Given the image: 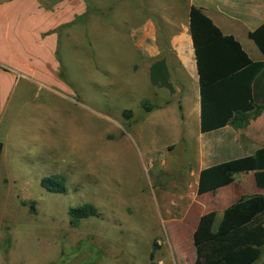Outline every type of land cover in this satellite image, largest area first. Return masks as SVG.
<instances>
[{
	"label": "rangeland",
	"instance_id": "rangeland-1",
	"mask_svg": "<svg viewBox=\"0 0 264 264\" xmlns=\"http://www.w3.org/2000/svg\"><path fill=\"white\" fill-rule=\"evenodd\" d=\"M87 1L86 25L66 36L68 49L59 52L62 77L71 90L62 91L59 84V96L29 86L26 100L13 101L2 125L4 130L14 127L21 154L12 156L9 167L19 180L0 186V206H6L0 216L6 222H0V264H193V230L200 217L211 211L221 215L240 197L264 190L249 173L237 175L214 194L198 196L199 160L205 157L204 166L222 161L225 134L201 136L183 112L176 117L182 130L151 123L155 112L147 121L134 84L141 66L138 41L144 36L134 28L137 0ZM180 31L157 30L155 36L167 46ZM186 38L185 30L183 43ZM186 72L185 83L180 74L173 81L183 111L193 77ZM125 110L131 112L127 117ZM41 118H48V130L38 128ZM42 177L57 178L65 192L45 190ZM85 204L94 205L99 215L75 226L69 210ZM10 236L12 259L7 253ZM58 237L64 240L62 257ZM155 244L159 248L152 258ZM263 261L264 249L257 264Z\"/></svg>",
	"mask_w": 264,
	"mask_h": 264
},
{
	"label": "crops",
	"instance_id": "crops-1",
	"mask_svg": "<svg viewBox=\"0 0 264 264\" xmlns=\"http://www.w3.org/2000/svg\"><path fill=\"white\" fill-rule=\"evenodd\" d=\"M193 6L201 9L224 35L234 37L254 62H264L263 53L249 37L251 32L264 24V0H137L138 22L134 28L144 31V36L138 41L137 57L141 66L138 80L134 83L137 95L141 99L142 107V102L147 100L153 108L147 112L143 107L148 114L147 121L149 114L155 112L151 123H164L166 126L170 125L173 130H182V124L179 125L176 120L179 112L185 113V121L189 117V124L193 123L201 130L200 78L190 31V11ZM121 10L123 17H127L128 12L124 8ZM87 11V0H0V141L4 144L0 159V186L11 187L19 180L16 174L9 173L12 156L21 154L14 139L17 133L16 131L15 134L13 133L12 125L10 129H2L12 109V103L19 99L25 101V91L29 86H39L42 90L47 88L48 92L52 89L54 93L56 92L55 94L59 93L60 95L57 94L59 96H62V93L57 85H62L64 88V90L60 89L62 91L71 90L66 79L62 77L63 60L59 52L62 49H68L65 42L66 36L71 35L75 30L82 29V24L86 22ZM80 20L84 21L80 23ZM86 30H89L88 26ZM157 30L181 31L179 34L175 33L169 45L165 46L157 42L155 36ZM185 30L189 32V40L186 38L183 43L181 35ZM146 34L149 37V43H146ZM88 46L89 44H86V47ZM172 59H175V64ZM91 62L90 58L89 64ZM152 68L157 73L159 69H163L161 73L168 77L170 87L161 86L162 81L158 84L152 82ZM93 70L94 73L97 72L96 67ZM186 70L191 72L193 77L189 78V89L187 90L189 100L186 103V110L183 111L182 102L178 99L180 90L173 81L177 79V74H180L182 82L185 83L188 77ZM254 98L258 105H264V72L254 85ZM37 121H41L38 123V128L48 130V128L44 129V124L45 126L48 124V118L45 122L43 118ZM14 122L15 120L12 124ZM23 130H25L24 126L21 127V132ZM221 132L225 134L220 144L223 159L218 163L204 166L205 157L201 156L199 162L202 166L198 171L196 188H198L200 173L203 169L252 156L264 148V110L245 128L236 129L228 125L210 133L201 132L200 135ZM30 144L31 140L27 139L24 145ZM44 144L49 146L50 143H41V145ZM29 153L35 155L33 151ZM253 178L255 180L254 174ZM42 179L43 177L41 181ZM5 207L0 206L1 217H3L2 212ZM0 219L4 226L6 222ZM80 223L74 225L78 226ZM13 241V236H10L7 253L11 259ZM56 241L59 242L57 254L62 257L64 256V240L58 237ZM1 245L0 240V253L2 254Z\"/></svg>",
	"mask_w": 264,
	"mask_h": 264
},
{
	"label": "trees",
	"instance_id": "trees-1",
	"mask_svg": "<svg viewBox=\"0 0 264 264\" xmlns=\"http://www.w3.org/2000/svg\"><path fill=\"white\" fill-rule=\"evenodd\" d=\"M190 31L193 39L201 95V132L210 133L226 126L245 128L264 110L254 98V85L264 72V62H254L243 46L232 36H226L199 8L190 11ZM249 37L264 55V24ZM163 64V63H162ZM151 70L152 82L170 87L168 77ZM147 112L153 108L142 102ZM131 112L125 111L127 117ZM4 144L0 141V159ZM253 173L256 185L264 189V148L252 156L230 160L203 169L197 194L216 193L234 183L239 174ZM41 186L52 193L66 188L57 178H43ZM34 208V206H32ZM73 224L98 216V209L85 204L69 210ZM196 260L193 264H257L264 249V195L242 196L221 215L208 212L199 219L193 234ZM158 245L153 246L154 257ZM264 264V261L262 262Z\"/></svg>",
	"mask_w": 264,
	"mask_h": 264
}]
</instances>
